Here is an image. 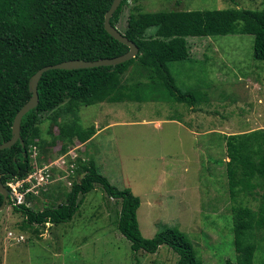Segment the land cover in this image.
I'll return each instance as SVG.
<instances>
[{"label":"trees","instance_id":"trees-1","mask_svg":"<svg viewBox=\"0 0 264 264\" xmlns=\"http://www.w3.org/2000/svg\"><path fill=\"white\" fill-rule=\"evenodd\" d=\"M113 1L0 0V145L12 138L14 119L30 100V82L40 69L71 60L112 59L129 51L105 30V16ZM130 1L136 0H123L113 15L114 27H118ZM150 29L154 31L148 33ZM122 33L138 46L136 58L114 67L44 73L38 86L39 104L22 120L23 145L19 141L0 151V175L7 188L47 162L48 152L58 142L62 144L60 153H65L76 141L86 144L96 136L95 126L85 128L80 123L81 107L169 100L192 110L198 108L202 101L198 90L180 89L169 68L171 63L191 61L187 37L251 35L254 58L264 61V0L260 10L144 12L135 6ZM130 70L136 75L127 79ZM48 113H53L50 120L59 128V134L50 141L42 137L40 129ZM225 140L237 253V261L226 264H256L260 256V264H264V130L227 135ZM76 176L82 178L77 181V177H70L72 187L58 185L61 181L54 183L57 188L51 186L44 194L50 200L41 211L14 204V210L24 215L21 230L33 228L41 234L40 228L47 225L72 221L81 208L80 196L100 186L108 197L121 202L116 226L130 241L134 254H155L168 246L178 255L176 264H203L192 241L177 228L145 238L138 219L141 200L130 189L112 185L94 159L80 158ZM245 197L258 202L256 210L243 204ZM33 198L29 195L26 200ZM3 200L0 193V206ZM8 203L13 204L11 200Z\"/></svg>","mask_w":264,"mask_h":264},{"label":"rangeland","instance_id":"rangeland-1","mask_svg":"<svg viewBox=\"0 0 264 264\" xmlns=\"http://www.w3.org/2000/svg\"><path fill=\"white\" fill-rule=\"evenodd\" d=\"M135 6L144 12L260 10L263 0L130 1L118 24L120 31ZM186 40L191 61L171 63L169 68L180 89L198 90L202 100L198 108L169 100L81 107L80 123L85 128L95 126L97 134L84 145L76 141L68 150L79 144L81 159H94L112 185L139 197L138 219L145 238L177 228L192 241L203 264L236 262L235 203L229 193L225 137L264 130V61L255 60L251 35ZM135 75L130 70L125 77ZM52 116L44 115L40 125L48 141L59 134ZM61 148L60 142L52 147L45 163ZM62 184H67L66 178L58 185ZM80 199L81 208L72 221L47 225L40 228L41 234L33 228L21 230L24 215L14 210V204L41 211L50 199L39 196L8 203L0 213V264L177 263L178 255L168 246L155 254H134L116 226L121 202L108 197L100 186ZM243 204L256 210L258 202L245 197ZM10 233L24 240H11ZM260 259L256 257V264Z\"/></svg>","mask_w":264,"mask_h":264},{"label":"water","instance_id":"water-1","mask_svg":"<svg viewBox=\"0 0 264 264\" xmlns=\"http://www.w3.org/2000/svg\"><path fill=\"white\" fill-rule=\"evenodd\" d=\"M123 0H114L112 3L111 8L107 12L105 16V30L111 35L114 39L119 41L120 43L129 47V51L116 58L112 59H101L97 61H81V60H71L67 62H63L53 66H47L40 69L31 79L30 82V92L32 96L28 103H26L21 110L17 113L13 127H12V138L4 142L0 145V151L5 149H10L19 141L23 145V139L21 137V125L22 120L26 114L30 111L36 109L39 104V93H38V86L39 82L44 75V73L50 70H80V69H90V68H97V67H114L125 62H128L134 58H136L139 54L138 46L129 40L118 28L114 27L111 24V19L115 12L118 10L120 5L122 4ZM0 193L3 195L4 200L2 205L0 206V213L7 207L8 201L11 200L12 202L16 201L15 195L3 184L1 175H0Z\"/></svg>","mask_w":264,"mask_h":264},{"label":"built area","instance_id":"built-area-1","mask_svg":"<svg viewBox=\"0 0 264 264\" xmlns=\"http://www.w3.org/2000/svg\"><path fill=\"white\" fill-rule=\"evenodd\" d=\"M78 146L79 144L65 153H60L61 150H59L53 160L44 163L40 168L37 167L26 179L9 183L8 187L16 196V201L21 203L28 195L41 197L50 190L55 181H62L64 178H66L68 186L72 187L73 181L70 180V177H76L77 162L81 158ZM9 238L18 242L24 240L23 236H13L12 233Z\"/></svg>","mask_w":264,"mask_h":264},{"label":"clouds","instance_id":"clouds-1","mask_svg":"<svg viewBox=\"0 0 264 264\" xmlns=\"http://www.w3.org/2000/svg\"><path fill=\"white\" fill-rule=\"evenodd\" d=\"M50 188H51V187H50ZM8 189L10 190L9 187H8ZM10 191H11V190H10ZM11 192H12V191H11ZM28 196H29V195H28ZM42 196H44V194H43ZM15 197H16V196H15ZM32 197H33V196H32ZM26 198H27V197H26ZM34 198H37V197H34ZM16 200H17V199H16ZM25 200H26V199H25ZM15 202H16V201H15ZM15 202H14V203H15ZM15 236H16V235H15ZM19 236H22V235H18V237H19Z\"/></svg>","mask_w":264,"mask_h":264}]
</instances>
